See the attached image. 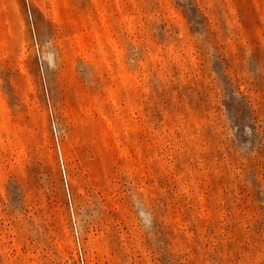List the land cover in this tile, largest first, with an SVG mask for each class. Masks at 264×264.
<instances>
[{
    "label": "rangeland",
    "instance_id": "obj_1",
    "mask_svg": "<svg viewBox=\"0 0 264 264\" xmlns=\"http://www.w3.org/2000/svg\"><path fill=\"white\" fill-rule=\"evenodd\" d=\"M68 261L264 264V0H0V264Z\"/></svg>",
    "mask_w": 264,
    "mask_h": 264
},
{
    "label": "built area",
    "instance_id": "obj_2",
    "mask_svg": "<svg viewBox=\"0 0 264 264\" xmlns=\"http://www.w3.org/2000/svg\"><path fill=\"white\" fill-rule=\"evenodd\" d=\"M63 166V165H62ZM63 169H64V166H63ZM65 171V170H64ZM65 264H72V262L71 261H68L67 263H65Z\"/></svg>",
    "mask_w": 264,
    "mask_h": 264
}]
</instances>
